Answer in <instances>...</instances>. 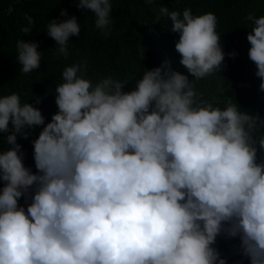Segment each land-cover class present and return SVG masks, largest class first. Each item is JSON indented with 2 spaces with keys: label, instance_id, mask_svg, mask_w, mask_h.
I'll return each mask as SVG.
<instances>
[{
  "label": "clouds",
  "instance_id": "1",
  "mask_svg": "<svg viewBox=\"0 0 264 264\" xmlns=\"http://www.w3.org/2000/svg\"><path fill=\"white\" fill-rule=\"evenodd\" d=\"M77 8L110 34V0H78ZM159 13L179 35V63L193 79L164 61L124 91L112 76L88 79L86 63L66 66L47 123L19 93L0 96V137L9 146L0 150V264H227L218 237L238 239L237 255L264 264V119L232 99L214 106L195 89L224 64L216 15L166 6ZM25 19L28 35L34 21ZM244 19L264 92V15ZM46 33L67 58L80 26L75 16L54 19ZM38 47L16 41L23 73L40 68ZM34 127H42L31 141L35 173L17 143Z\"/></svg>",
  "mask_w": 264,
  "mask_h": 264
},
{
  "label": "trees",
  "instance_id": "2",
  "mask_svg": "<svg viewBox=\"0 0 264 264\" xmlns=\"http://www.w3.org/2000/svg\"><path fill=\"white\" fill-rule=\"evenodd\" d=\"M110 2V34L105 36L95 28L94 14L77 8L78 0H0V96L19 93L22 103L39 108L47 123L57 112L54 95L56 86L62 83V72L66 66L76 63H86L87 78L94 83L112 76L126 84L124 91L132 90L145 69L160 67L164 61H169L173 70L191 80L193 77L179 63L180 55L175 50L179 35L170 31L171 21L159 13L162 6L181 13L191 8L194 16L209 12L216 15V31L226 54L220 71L195 81L196 91L221 109L227 99H232L240 105V111L246 110L264 119V92L259 91L261 81L255 76L256 66L248 57L250 44L246 37L251 23L244 19L249 14L264 15V0H155L151 5L144 0ZM62 10H66L67 15L61 16ZM73 16L77 18L80 33L78 37H69L65 58L56 52L59 45L47 35V24L54 19L61 22ZM25 17L34 21L28 35L20 31L28 26ZM19 39L38 43V52H44L40 68L28 74L20 70L17 61L16 41ZM232 51L238 53L234 59L227 56ZM37 98H41L42 103L36 104ZM41 130L42 127L25 129L28 139L22 135L17 137V143L25 152L24 164L33 173L36 169L31 141L38 138ZM6 135L0 133V136ZM8 147L6 139L0 137V150ZM19 204L24 205L23 198ZM238 245V239L217 238L216 247L227 264H250L236 254Z\"/></svg>",
  "mask_w": 264,
  "mask_h": 264
}]
</instances>
